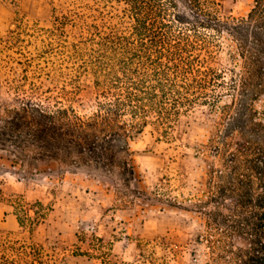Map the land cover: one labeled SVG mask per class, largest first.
Returning <instances> with one entry per match:
<instances>
[{
    "label": "rangeland",
    "instance_id": "1",
    "mask_svg": "<svg viewBox=\"0 0 264 264\" xmlns=\"http://www.w3.org/2000/svg\"><path fill=\"white\" fill-rule=\"evenodd\" d=\"M252 5L253 0H221L216 9L223 18L244 15ZM181 14L183 22L167 29L162 53L151 51L149 60L141 57L132 33L135 19L123 1L0 0V114L33 101L89 115L115 92L111 78L123 71L133 75L124 67L147 73L160 67L191 99H179L167 119L150 110L146 121L137 120L129 139L134 175L126 185L115 172L54 159L27 167L0 150V264H103L105 258L118 264H264L248 260L252 254L264 258V251L257 253L252 247L258 245L226 223L212 232L214 249L205 240L206 217L195 205L213 209L208 168L219 166V156L212 143H221V107L233 102L226 84L241 59L225 32L199 28L207 41L196 40L195 18L185 9ZM181 33L192 46L176 41ZM168 50L190 59L186 78L175 67L186 65ZM209 68L218 73L217 85L200 79L211 74ZM184 80L190 88L181 87ZM213 93L218 97L211 104L206 95ZM251 102L264 111L263 96ZM230 138L238 139L237 133ZM16 200L26 214L16 209ZM220 201L216 209L228 213L231 199ZM35 209L41 211L37 217Z\"/></svg>",
    "mask_w": 264,
    "mask_h": 264
},
{
    "label": "trees",
    "instance_id": "2",
    "mask_svg": "<svg viewBox=\"0 0 264 264\" xmlns=\"http://www.w3.org/2000/svg\"><path fill=\"white\" fill-rule=\"evenodd\" d=\"M119 1L130 7L135 19L132 33L141 48L139 52L144 53L141 57L145 59L153 60L151 51L162 53L170 32L167 29L174 23L183 22L182 9L195 18L191 28L196 40L207 41V33L199 31L202 28L219 34L225 32L234 42L241 64L238 71L231 70L233 74L226 84L233 102L221 107L226 117L221 133L217 134L221 143L218 139L212 143L219 156V166L208 168L207 195L213 209H202L200 203L195 206L206 217L205 240L210 249L215 248L212 232L216 225L226 223L236 232L246 234L250 244L258 245L252 247L257 253L264 251V122L261 121L264 111L254 108L251 102L259 96L264 97V0H253V5L244 15L223 18L219 17L216 9L221 0ZM180 36H176V41L183 40L184 47L193 45L188 34L181 33ZM139 52H134L135 57ZM169 52L178 55L186 65L182 70L179 64L175 65L176 73L186 78V68H191L190 59H181L179 50ZM124 68L133 75L123 71L122 76L111 78L109 87L115 92L107 100L98 101L97 109L89 115H79L72 108L62 106L46 109L33 101H22L17 107H4L0 114V150L8 151L27 167L37 160H60L76 167L115 172L125 185L128 184L134 175L129 139L132 130L137 128V120L146 121L150 110L161 119H167L177 112L179 99L187 103L191 99L182 95L176 88L178 83L175 79L167 77L166 71L160 67L153 73L142 72L139 67ZM208 72L211 74L203 79L200 77L201 81L212 80L217 85L218 73L210 68ZM192 80L203 83L195 77ZM190 85L185 81L181 87L187 89ZM206 96H210V99L206 98L211 104L218 97L214 93ZM233 106H236L234 114L229 111ZM127 114L130 121L123 119ZM234 131L238 136L236 140L230 138ZM225 197L231 199L228 213L216 209V204ZM37 204L42 206L39 201ZM15 206L26 214L20 201L16 200ZM34 212L36 217L41 214L36 209ZM95 238L99 239L98 236ZM100 252L106 256L105 250ZM247 258L255 262L264 260L256 254L247 255ZM103 264L118 263L105 258Z\"/></svg>",
    "mask_w": 264,
    "mask_h": 264
}]
</instances>
